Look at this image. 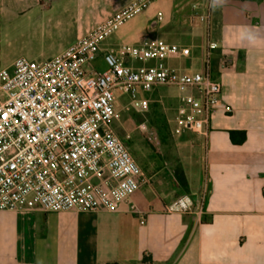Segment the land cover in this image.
<instances>
[{
	"label": "crops",
	"instance_id": "crops-1",
	"mask_svg": "<svg viewBox=\"0 0 264 264\" xmlns=\"http://www.w3.org/2000/svg\"><path fill=\"white\" fill-rule=\"evenodd\" d=\"M131 1L0 0V18L28 15L60 45L54 57ZM163 10L168 18L157 23ZM206 36L217 46L212 70L231 113L220 106L206 138L197 135L205 163L198 186L190 184L183 138L187 193L157 182L158 193L140 188L117 211H0V264H264V0H163L99 52L158 37L190 50L165 61L188 72L200 68ZM230 131L244 132V142L232 144ZM184 198L188 211H167Z\"/></svg>",
	"mask_w": 264,
	"mask_h": 264
},
{
	"label": "built area",
	"instance_id": "built-area-1",
	"mask_svg": "<svg viewBox=\"0 0 264 264\" xmlns=\"http://www.w3.org/2000/svg\"><path fill=\"white\" fill-rule=\"evenodd\" d=\"M157 1L132 0L42 64L24 58L9 66L0 62V211H117L147 183L113 130L115 91L142 108L145 101L136 99L138 91L176 88L185 95L173 133L206 138L222 95L212 70L217 46L208 36L197 70L169 67L166 60L187 58L190 50L158 37L105 51L101 73L86 69L105 39ZM200 19L208 23V15ZM162 21L158 14L156 22ZM221 107L231 113L228 105ZM203 201L198 197L200 209ZM191 205L184 198L167 211H188Z\"/></svg>",
	"mask_w": 264,
	"mask_h": 264
},
{
	"label": "rangeland",
	"instance_id": "rangeland-1",
	"mask_svg": "<svg viewBox=\"0 0 264 264\" xmlns=\"http://www.w3.org/2000/svg\"><path fill=\"white\" fill-rule=\"evenodd\" d=\"M162 1L153 3L140 14H155L156 7ZM139 15L101 44L112 40L123 29L134 26ZM160 15L163 22L168 18L165 10L160 11ZM28 20V15H11L6 11L1 16L0 62L2 65L9 66L17 58H24L33 64H42L60 50V45L49 38L48 32L43 27L35 26L31 20ZM86 69L96 73L106 70L100 52L86 65ZM184 95L185 93L176 88L166 86H158L150 93L138 91L136 99L145 101V107L139 108L134 106L128 95L115 91L114 108L118 117L113 123V130L147 178V183L140 185L139 189L157 190V182L167 184L173 182V177L180 171L179 143L183 138L191 144L190 149L187 148L184 154L189 168L190 184L193 188L198 186L205 166L200 147L201 138L189 131H183L179 135L173 133V120L179 113Z\"/></svg>",
	"mask_w": 264,
	"mask_h": 264
},
{
	"label": "trees",
	"instance_id": "trees-1",
	"mask_svg": "<svg viewBox=\"0 0 264 264\" xmlns=\"http://www.w3.org/2000/svg\"><path fill=\"white\" fill-rule=\"evenodd\" d=\"M212 65H213V62H212ZM229 138L232 144L239 145L244 142L245 135H244V132L230 131ZM173 178H174L173 182L177 186H179L185 193H187V184H186V180L184 178L182 171L180 170L179 172H177V175H175ZM204 204H205V200L203 201V205Z\"/></svg>",
	"mask_w": 264,
	"mask_h": 264
},
{
	"label": "water",
	"instance_id": "water-1",
	"mask_svg": "<svg viewBox=\"0 0 264 264\" xmlns=\"http://www.w3.org/2000/svg\"><path fill=\"white\" fill-rule=\"evenodd\" d=\"M196 198H197V197H196V195H195V196H194V199L196 200Z\"/></svg>",
	"mask_w": 264,
	"mask_h": 264
}]
</instances>
